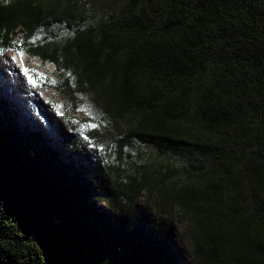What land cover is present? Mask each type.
Wrapping results in <instances>:
<instances>
[{"label": "trees", "instance_id": "1", "mask_svg": "<svg viewBox=\"0 0 264 264\" xmlns=\"http://www.w3.org/2000/svg\"><path fill=\"white\" fill-rule=\"evenodd\" d=\"M8 50L55 66L98 156L88 176L0 97V264H180L174 219L192 264H264V0H0Z\"/></svg>", "mask_w": 264, "mask_h": 264}, {"label": "rangeland", "instance_id": "2", "mask_svg": "<svg viewBox=\"0 0 264 264\" xmlns=\"http://www.w3.org/2000/svg\"><path fill=\"white\" fill-rule=\"evenodd\" d=\"M92 1L101 7H109L114 3V0ZM54 71L53 64L44 63L39 58L15 50L0 53V97L8 101L17 112L18 122L22 127L41 131L64 161L69 162L72 158L84 166L88 176H91L96 170L98 149L78 138L71 130L64 113L68 105L59 93L39 83L53 78ZM85 106V114H90L91 106ZM105 192L107 195L111 194L108 188ZM98 206L110 218L117 217V212H110L104 202L99 201ZM135 208L138 218L143 220V226L148 230H157L158 217L144 196L136 200ZM184 231L185 226L181 221H170V240L173 251L179 256V263L192 264L183 240Z\"/></svg>", "mask_w": 264, "mask_h": 264}, {"label": "snow or ice", "instance_id": "3", "mask_svg": "<svg viewBox=\"0 0 264 264\" xmlns=\"http://www.w3.org/2000/svg\"><path fill=\"white\" fill-rule=\"evenodd\" d=\"M35 83V81H33Z\"/></svg>", "mask_w": 264, "mask_h": 264}]
</instances>
